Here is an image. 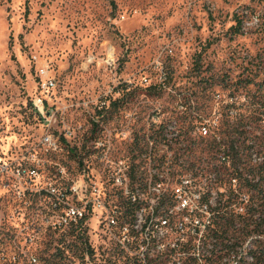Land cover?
I'll return each instance as SVG.
<instances>
[{
    "label": "rangeland",
    "instance_id": "rangeland-1",
    "mask_svg": "<svg viewBox=\"0 0 264 264\" xmlns=\"http://www.w3.org/2000/svg\"><path fill=\"white\" fill-rule=\"evenodd\" d=\"M259 10L254 0H0V264H85L68 234L40 226L37 192L49 183L68 187L85 173L98 198L114 190L121 160L146 167L151 155L185 162V152L200 167L170 168L180 173L163 174L166 187L191 177L216 205L224 188L208 180L211 154L201 151L211 133L194 120L203 108L212 112L218 141L232 138L236 114L254 119L257 127L240 137L237 162L244 176L259 172L264 17L252 19ZM47 78L54 86L44 90ZM47 133L58 140L56 151L42 143ZM96 142L110 148L108 156ZM21 167L39 175L18 178ZM96 223L89 227L93 245ZM215 242L207 238L202 256L183 260L251 263L230 253L229 242Z\"/></svg>",
    "mask_w": 264,
    "mask_h": 264
},
{
    "label": "built area",
    "instance_id": "built-area-1",
    "mask_svg": "<svg viewBox=\"0 0 264 264\" xmlns=\"http://www.w3.org/2000/svg\"><path fill=\"white\" fill-rule=\"evenodd\" d=\"M254 1L260 10L252 19L258 23L264 17V0ZM42 86L48 90L54 82L47 78ZM34 105L44 114L43 99L36 98ZM201 128L208 134L205 127ZM71 134L67 130L66 136ZM42 143L54 151L59 147L58 140L49 133L43 136ZM96 143L98 148L108 150V156L110 148L102 142ZM171 160L166 162L151 155L146 167L125 160L115 163L114 190L100 192L98 198L91 197L97 189L88 183L85 173L68 187L47 184L37 192L40 226L68 234L72 238V252L78 247L85 264H189V258L187 263L183 260L185 256H192L196 261L195 256H202L201 248L211 237L213 212L210 206L214 205L191 177H180L170 188L166 187L168 178L163 174H178L170 172ZM166 164L167 167H160ZM159 168H162L161 174ZM16 174L18 178L39 175L36 168L24 167L18 168ZM18 194L26 196V188ZM95 217L98 245L89 240V227Z\"/></svg>",
    "mask_w": 264,
    "mask_h": 264
},
{
    "label": "trees",
    "instance_id": "trees-1",
    "mask_svg": "<svg viewBox=\"0 0 264 264\" xmlns=\"http://www.w3.org/2000/svg\"><path fill=\"white\" fill-rule=\"evenodd\" d=\"M194 120L211 133L208 138L201 140L204 143L201 151H208L211 154L209 157L218 161V164L213 165L212 160H209L206 164L212 167L211 174H214V180H208L224 188V191L219 192L222 198L216 205L210 206L213 212L210 236L217 242H229L230 253L236 258L248 256L251 259L250 264H264V162L259 172L251 170L246 176L237 162L240 137L251 134L257 127L256 123L251 116L236 114L235 121L231 124L235 130L232 138L218 141L213 133L215 131L212 130L215 128L212 112L208 108L199 110ZM195 150L196 147L191 146V153ZM183 157L192 168L200 167V163L186 159L185 152ZM185 162H180L175 157L168 167L182 170ZM171 169L172 173H180ZM245 244H248V248L244 247Z\"/></svg>",
    "mask_w": 264,
    "mask_h": 264
}]
</instances>
